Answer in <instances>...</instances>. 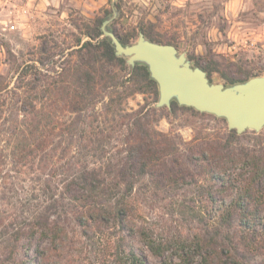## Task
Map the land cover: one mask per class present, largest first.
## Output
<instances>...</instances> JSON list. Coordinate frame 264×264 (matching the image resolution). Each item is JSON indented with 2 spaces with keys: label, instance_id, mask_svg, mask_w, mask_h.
<instances>
[{
  "label": "trees",
  "instance_id": "obj_1",
  "mask_svg": "<svg viewBox=\"0 0 264 264\" xmlns=\"http://www.w3.org/2000/svg\"><path fill=\"white\" fill-rule=\"evenodd\" d=\"M120 2H115L118 9L121 8ZM109 13L110 10L104 9L102 14L74 23L76 32L71 34L75 44L70 46L67 54L70 59L59 65L55 74L51 69H45L48 74L42 73L43 77L39 78L46 61L56 53L55 48H47L42 42L39 60L30 64L16 63L17 83L13 88L8 89V84L1 86L0 76V119L6 103L2 100L3 91H12L19 105L11 125L4 126L0 122V135L6 133L10 136L8 157L13 163L36 165L48 174L52 166L53 153L50 150L54 133L68 121L72 139L64 149L65 155L71 154L72 158L66 160L61 178L66 201L65 218H71V222L84 231H95L110 220L117 221L121 229L137 236L149 252L160 259V264H168L173 256L183 262L181 264H189L195 258L196 264H246L235 247H227L215 239L222 231L220 226L237 227L246 235H253L264 225V146L256 143L252 148H234L232 144L240 135L235 130H226L224 142L212 138L194 143L192 140L193 144L182 152L174 137L155 127L158 120L177 110L216 118L191 107L178 106L173 100L170 108L154 107L152 102L157 99V87L146 66L139 63L128 66L124 57L114 54L109 38L98 39L100 25ZM108 29L122 44L130 43L142 31L153 41L177 47L174 40L156 38L143 24L126 32H119L111 26ZM190 58L207 74L219 71L220 77L228 83L257 75L246 71L236 80L221 72L220 63L212 58H206L204 62L193 55ZM135 94H143L144 102L125 111L122 107L124 101ZM100 102L102 108L97 110ZM99 118L110 122L112 118L116 120V133L121 137L118 140L122 147L117 154L120 157L118 162L106 157V152L112 150V142L109 141L110 134L97 124ZM90 156H94V160ZM187 175L194 183L196 177L202 176L208 185L207 201L210 204L198 211L191 209L192 215L198 219L205 214L216 217L220 226L215 225L209 233L204 231L191 237L171 238L155 227L136 222L134 197L137 185H150L152 193L158 196L161 189L190 184ZM217 187L231 189L233 196L228 203L216 202L213 189ZM213 207H216L215 211ZM45 211L44 204H36L25 218L27 224H18L9 233L10 241L7 242L13 243L5 247L11 263L15 260L17 243L28 234L27 251L17 264H46V241L57 246V240L66 231L60 215L56 220L50 219ZM123 240L121 237L120 241ZM115 256L116 264L146 262V256L132 246L116 248Z\"/></svg>",
  "mask_w": 264,
  "mask_h": 264
},
{
  "label": "rangeland",
  "instance_id": "obj_2",
  "mask_svg": "<svg viewBox=\"0 0 264 264\" xmlns=\"http://www.w3.org/2000/svg\"><path fill=\"white\" fill-rule=\"evenodd\" d=\"M116 1L48 0L39 13V9L32 7L31 16L20 15L21 22L15 29L3 30L0 24L1 86L8 84L10 89L16 85V63L24 61L25 64H30L33 60H39L42 56L39 54L42 42L46 43L47 48H55L56 53L46 61L39 78L43 77L42 73L48 74L45 69H51L55 74L54 70L70 59L67 54L70 46L75 44L71 34L76 32L74 23L102 14L104 9L110 10L108 15H111L113 7L118 13L108 26L119 32H126L138 24H143L156 38L174 40L178 50L185 51L194 64L195 61L190 55L199 58L201 62L206 58L216 60L220 63L219 70L236 80L246 71L264 75V0H121L120 9L116 7ZM24 5L25 0H0V18H5L7 8H14L19 13L20 7ZM246 36H255L258 39L254 47L242 48L233 41V38ZM219 73L212 71L207 76L212 82L228 83ZM12 93H2V100L6 103L3 105L5 112L2 113L0 122L4 126L13 123L19 106ZM40 93L41 91L38 94ZM143 102L144 95L135 94L127 98L122 107L125 111L131 110ZM101 108L100 102L97 110ZM215 118L216 120L211 116L192 115L189 111L177 110L175 113L164 114L155 127L174 137L179 149L185 152L187 146L204 138L224 142V135L228 130L226 122L224 119L219 121L222 118ZM102 120L104 118H99L97 124L110 134L109 141L112 142V150L106 152V157H112L118 162L120 157L117 154L122 147L118 140L121 137L116 133V120L112 118V122L109 119L101 122ZM67 122H63L60 130L54 133L50 150L53 153L52 166L49 168L52 173L48 174L47 171H40L36 165L13 163L8 157L7 149L10 136H6V133L0 135V264H17L27 251L28 234L15 247L14 263L9 260L5 246L13 243L7 242L10 241L11 230L18 224H27L25 218L36 204L46 206L45 212L50 219L56 220L60 215V222L66 231L57 240V246L46 241V264H116V248L127 249L129 246L146 256L145 264H160V259L154 257L137 236L121 229L117 221L110 220L95 231H84L75 226L71 218H65L66 201L61 178L66 169V160L71 157V154L65 155L64 146L72 139ZM244 132L241 133L243 135L238 134L240 136L232 144L234 148H252L256 143L264 146V127L258 132ZM192 140L195 141L192 143ZM99 156L97 155L98 158ZM90 158L94 160L95 157ZM191 172L194 174V171ZM186 178L190 184L161 189L158 196L152 193L153 188L150 185H137L134 197L136 222L155 227L164 236L171 238L191 237L204 231L212 232L218 218H210L205 214L202 219H198L191 213V209L198 211L210 204L207 201V182L202 176L195 178L196 183L190 175ZM200 184L205 185L201 187ZM213 190L217 203H228L233 196L231 189L217 187ZM215 208L213 207V211ZM220 227L222 231L215 239L217 243L235 247L238 256L246 264L264 263V225L253 235H246L237 227ZM121 237H124L123 242L120 241ZM196 261V258L192 259L189 264H196ZM181 263L183 262L173 256L168 264Z\"/></svg>",
  "mask_w": 264,
  "mask_h": 264
},
{
  "label": "water",
  "instance_id": "obj_3",
  "mask_svg": "<svg viewBox=\"0 0 264 264\" xmlns=\"http://www.w3.org/2000/svg\"><path fill=\"white\" fill-rule=\"evenodd\" d=\"M117 13L113 7L112 14L102 21L98 39L109 38L114 54L124 57L128 66L135 63L146 66L157 87L154 107L170 108L173 100L179 106L224 119L228 130L237 134L246 130L258 132L264 127V75L226 84L212 82L203 68L173 44L153 41L142 31L134 41L122 44L108 29V23Z\"/></svg>",
  "mask_w": 264,
  "mask_h": 264
},
{
  "label": "built area",
  "instance_id": "obj_4",
  "mask_svg": "<svg viewBox=\"0 0 264 264\" xmlns=\"http://www.w3.org/2000/svg\"><path fill=\"white\" fill-rule=\"evenodd\" d=\"M14 1H21L23 2V0H12V2ZM33 1L32 0H25V5L21 6L19 9V13L18 11H15L16 9L14 8H7L6 10V14H5V18H0V24L2 25V29H15L17 27V25L20 24L21 22V18L20 15H25L27 16V14H29L31 16L32 13V7L34 8V5L32 4ZM31 12V13H30ZM7 16V18H6ZM233 41L236 45H239V47L242 48H252L256 45L258 39L255 36H246V37H242V38H233Z\"/></svg>",
  "mask_w": 264,
  "mask_h": 264
},
{
  "label": "crops",
  "instance_id": "obj_5",
  "mask_svg": "<svg viewBox=\"0 0 264 264\" xmlns=\"http://www.w3.org/2000/svg\"><path fill=\"white\" fill-rule=\"evenodd\" d=\"M33 1V5H34V9L37 10L39 9V11H37L38 13L40 12L41 9H43L45 6V4L48 3V0H32Z\"/></svg>",
  "mask_w": 264,
  "mask_h": 264
}]
</instances>
